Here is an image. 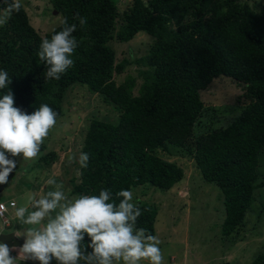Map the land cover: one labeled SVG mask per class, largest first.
Returning a JSON list of instances; mask_svg holds the SVG:
<instances>
[{
    "label": "trees",
    "instance_id": "trees-1",
    "mask_svg": "<svg viewBox=\"0 0 264 264\" xmlns=\"http://www.w3.org/2000/svg\"><path fill=\"white\" fill-rule=\"evenodd\" d=\"M124 1L121 9L119 0H50L62 20L76 24L78 41L74 65L55 80L45 79L37 52L62 24L41 37L19 1L0 0V14L21 5L0 26V70L11 81L0 97L10 90L14 106L28 114L47 104L58 120L66 91L86 86L106 112L88 120L80 154L90 159L68 181L71 194L131 190L142 211L136 227L155 235L158 205L143 201L154 192L145 187L171 191L184 176L171 160L187 156L221 193V237L241 242L264 187V0ZM138 33L149 37L147 45L117 61L110 43L129 44ZM221 77L241 94L239 114L218 126L201 93ZM111 111L114 121L105 118ZM249 264H264V248Z\"/></svg>",
    "mask_w": 264,
    "mask_h": 264
},
{
    "label": "rangeland",
    "instance_id": "rangeland-1",
    "mask_svg": "<svg viewBox=\"0 0 264 264\" xmlns=\"http://www.w3.org/2000/svg\"><path fill=\"white\" fill-rule=\"evenodd\" d=\"M17 1L23 6L30 25L41 37L61 24L62 16L58 12L55 13L50 0ZM125 4L124 0H119L121 9ZM135 38L125 45L110 43L116 51L117 61L128 57L130 52H139L149 40L144 33H138ZM201 94L205 106L216 109L214 114L219 120L218 126L226 125L239 114L237 98L241 91L235 83L221 77ZM97 99L86 86H71L64 96L62 116L50 130L43 143L44 149L39 152L38 157L30 161L16 158L17 168L8 183L0 185V203L7 206L4 218L0 217V234L13 233L15 239L23 244L24 238L15 235H21L27 226L17 220L14 215L15 208L28 206L29 211L33 210L30 207V196L39 198L49 191L56 190L54 185L47 183L49 179H54L57 184L62 185L61 190L69 198L73 196L67 184L75 174V178L78 177L77 165L88 120L95 113L106 112L105 107H98ZM99 105L103 104L99 102ZM107 115L109 116L105 115L106 120L114 121L116 118L113 111ZM70 157H74L71 162ZM171 161L183 169V179L167 193L150 186L145 187L154 192L152 197L143 200L158 205L154 227L155 236L161 241L164 264H188L187 259L190 264H249L264 248V187L258 190L256 202L246 214L247 230L243 232L242 241L225 240L221 237L224 207L219 189L202 180L189 157L176 156ZM262 171L264 172V155ZM143 189L140 190L145 191ZM10 201L15 203V207L8 206ZM4 219L7 224H3ZM158 231H161L162 235ZM11 255L16 257L17 252L13 251ZM17 264L38 262L23 261L17 257ZM52 264H56V261L53 260Z\"/></svg>",
    "mask_w": 264,
    "mask_h": 264
},
{
    "label": "clouds",
    "instance_id": "clouds-1",
    "mask_svg": "<svg viewBox=\"0 0 264 264\" xmlns=\"http://www.w3.org/2000/svg\"><path fill=\"white\" fill-rule=\"evenodd\" d=\"M20 7L15 3L4 10L0 26L8 22L13 8L18 11ZM75 18L81 25L87 22L78 14ZM61 24L60 31L42 39L39 45L37 56L46 67L45 79L59 80L74 65L72 57L78 41L73 33L77 26L69 25L67 18ZM10 82L7 71L0 70V89L9 88ZM14 103L10 90L0 97V185L8 183L17 168V157L25 161L38 157L57 122V113L47 104L28 114ZM73 159L70 157V162ZM89 159L87 153H81L80 166L86 168ZM47 183L56 190L39 198L30 196L33 210L28 206L15 208V217L27 226L21 235H15L24 238L23 244L10 247L0 242V264H17V257L38 264H52L53 260L56 264H164L159 238L136 227L142 211L133 202L131 190L122 189L113 195L105 188L98 195L69 198L54 179ZM13 251L16 257L11 255Z\"/></svg>",
    "mask_w": 264,
    "mask_h": 264
},
{
    "label": "water",
    "instance_id": "water-1",
    "mask_svg": "<svg viewBox=\"0 0 264 264\" xmlns=\"http://www.w3.org/2000/svg\"><path fill=\"white\" fill-rule=\"evenodd\" d=\"M56 13V11H55ZM0 242H3L5 244H8L10 247L15 244L16 246L22 245L20 242H18L13 233H1L0 234Z\"/></svg>",
    "mask_w": 264,
    "mask_h": 264
},
{
    "label": "built area",
    "instance_id": "built-area-1",
    "mask_svg": "<svg viewBox=\"0 0 264 264\" xmlns=\"http://www.w3.org/2000/svg\"><path fill=\"white\" fill-rule=\"evenodd\" d=\"M14 202H10L9 203V206L10 207H14ZM6 205L5 204H0V217L1 218H4V215L6 214ZM3 224H7V221H6V219H4V223Z\"/></svg>",
    "mask_w": 264,
    "mask_h": 264
},
{
    "label": "crops",
    "instance_id": "crops-1",
    "mask_svg": "<svg viewBox=\"0 0 264 264\" xmlns=\"http://www.w3.org/2000/svg\"><path fill=\"white\" fill-rule=\"evenodd\" d=\"M10 202H13V201H10ZM158 233H160L161 235H162V232L161 231H158ZM188 264H190V262L188 261V259H187V261H186Z\"/></svg>",
    "mask_w": 264,
    "mask_h": 264
}]
</instances>
